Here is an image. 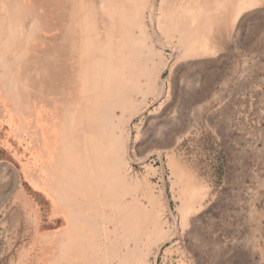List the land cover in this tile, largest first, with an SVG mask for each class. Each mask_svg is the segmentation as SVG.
I'll list each match as a JSON object with an SVG mask.
<instances>
[{
  "label": "rangeland",
  "instance_id": "1",
  "mask_svg": "<svg viewBox=\"0 0 264 264\" xmlns=\"http://www.w3.org/2000/svg\"><path fill=\"white\" fill-rule=\"evenodd\" d=\"M212 7L0 0V264L54 257L55 156L96 130L88 107L110 83L117 264H264V0Z\"/></svg>",
  "mask_w": 264,
  "mask_h": 264
},
{
  "label": "bare ground",
  "instance_id": "2",
  "mask_svg": "<svg viewBox=\"0 0 264 264\" xmlns=\"http://www.w3.org/2000/svg\"><path fill=\"white\" fill-rule=\"evenodd\" d=\"M18 44L20 43L18 42ZM63 50L61 52H63ZM57 56L58 55H56V57ZM25 60L28 59L26 58ZM23 67L22 65L21 68ZM58 72L62 73L63 71L60 72L59 70ZM59 82H61V84L63 83L62 78L61 81L60 79L58 80V83ZM96 85L97 83L95 86ZM102 86L101 88H103V91L97 94L94 105L88 107V110L94 114L96 130L93 131V133H89V129L87 128L88 125H86L85 130L83 127L80 128L79 126L77 128L79 130V132L76 133L77 135L75 134L76 131L70 133L72 150L70 148V150L67 151V155H69H65L66 151L64 152L63 149H61L60 151L63 152H59L55 156V160H61L62 162L59 170L61 171L63 179L66 180L65 183L68 187L67 190L61 191L57 197L59 206L66 209L65 213L68 216V226L65 232L55 236V241H50L52 239H49L52 249L54 250V257L48 261L49 264H117V164L114 163L113 156L111 155L112 153L110 152V149L116 148L117 135L110 127V118L112 116H110V118L108 116V110L110 109L107 103L111 100H109L110 96L106 94L107 88H115L116 85L110 83L105 86L103 84ZM89 88L90 84L86 83L84 90L82 88L80 91L84 95L86 103L89 99ZM66 101L63 108L68 109L67 106L70 104V99ZM70 106L72 107V105ZM73 106L75 107V105ZM91 110H93V112ZM87 123L88 121L86 124ZM109 152L110 155L108 156ZM64 199L68 200V202H64ZM44 246H46V244H44L43 247Z\"/></svg>",
  "mask_w": 264,
  "mask_h": 264
},
{
  "label": "crops",
  "instance_id": "3",
  "mask_svg": "<svg viewBox=\"0 0 264 264\" xmlns=\"http://www.w3.org/2000/svg\"><path fill=\"white\" fill-rule=\"evenodd\" d=\"M212 4H213V7L211 8V10H213L212 12L214 14L217 15V14H221V13H223V14L224 13L225 14L227 13V11L226 12H221L223 8H218L217 7V0H212ZM214 22H215V26L217 27V30L218 31H221V32L228 31V29H231V27L233 26V21L232 20L229 21V22H228V20H225V22H224L223 19L222 20H219L218 18H216V19H214ZM219 23H220V26L218 27V24ZM228 25H229V28H228ZM41 190H39V191H41ZM44 191L45 190L43 189V193H44V195H46ZM53 202H55L54 204L56 205L57 200H54Z\"/></svg>",
  "mask_w": 264,
  "mask_h": 264
}]
</instances>
